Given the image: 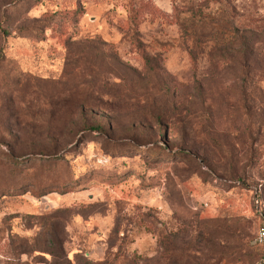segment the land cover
<instances>
[{"label": "rangeland", "instance_id": "374dc122", "mask_svg": "<svg viewBox=\"0 0 264 264\" xmlns=\"http://www.w3.org/2000/svg\"><path fill=\"white\" fill-rule=\"evenodd\" d=\"M264 0H0V264H257Z\"/></svg>", "mask_w": 264, "mask_h": 264}, {"label": "built area", "instance_id": "2783aa9c", "mask_svg": "<svg viewBox=\"0 0 264 264\" xmlns=\"http://www.w3.org/2000/svg\"><path fill=\"white\" fill-rule=\"evenodd\" d=\"M253 242L258 244L263 249V255L257 262V264H264V215H261L260 226L256 231V235L253 238Z\"/></svg>", "mask_w": 264, "mask_h": 264}, {"label": "trees", "instance_id": "16d2710c", "mask_svg": "<svg viewBox=\"0 0 264 264\" xmlns=\"http://www.w3.org/2000/svg\"><path fill=\"white\" fill-rule=\"evenodd\" d=\"M261 248H262V247H261ZM262 255H263V249H262V253H261V256H260V258L262 257ZM260 258H259V259H260ZM258 261H259V260H258Z\"/></svg>", "mask_w": 264, "mask_h": 264}]
</instances>
